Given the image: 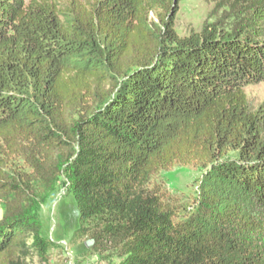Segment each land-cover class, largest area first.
<instances>
[{"label": "trees", "instance_id": "obj_1", "mask_svg": "<svg viewBox=\"0 0 264 264\" xmlns=\"http://www.w3.org/2000/svg\"><path fill=\"white\" fill-rule=\"evenodd\" d=\"M181 1L0 0V264L59 246L38 209L61 175L75 235L91 225L119 264H264V105L246 93L264 82V0L187 36ZM176 165L204 169L179 221L148 189Z\"/></svg>", "mask_w": 264, "mask_h": 264}, {"label": "rangeland", "instance_id": "obj_2", "mask_svg": "<svg viewBox=\"0 0 264 264\" xmlns=\"http://www.w3.org/2000/svg\"><path fill=\"white\" fill-rule=\"evenodd\" d=\"M29 1V0H28ZM66 2L68 0H58ZM226 0H182L176 20L179 35L187 36L201 31L205 25L221 21L228 28L234 26L238 17L231 11ZM251 107L264 105V82L246 87ZM9 169L22 173L30 171L19 157H13ZM204 169L195 166L176 165L155 176L148 189H158L176 212L175 220L188 218L197 208L199 183ZM43 223L42 235L56 241L59 246L48 253L45 263L35 264H119L122 260L119 250L109 244H94L93 227L87 226L76 236L79 227V213L74 199L72 185L66 175H61L57 186L47 202L38 209ZM2 213L0 211V219Z\"/></svg>", "mask_w": 264, "mask_h": 264}]
</instances>
